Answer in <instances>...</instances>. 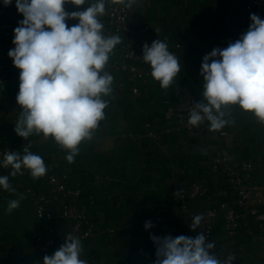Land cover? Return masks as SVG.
<instances>
[{"label":"crops","instance_id":"1","mask_svg":"<svg viewBox=\"0 0 264 264\" xmlns=\"http://www.w3.org/2000/svg\"><path fill=\"white\" fill-rule=\"evenodd\" d=\"M246 0H136L129 10L137 45L141 52V69H150L143 59L142 46L150 39L168 44L169 51L181 63V71L173 85L165 90L149 74L140 91L134 93L127 74L113 65L122 53L116 46L106 71L113 76V93L105 119L100 122L92 140L83 142L74 162L68 166V184L80 187L79 201L89 211L91 233L81 240V258L88 264H154L156 246L150 236L180 235L194 237L202 232V224L190 229L198 212L218 205L226 186L212 162L221 148L228 151L233 163L253 165L251 182L254 190L250 200L264 209V125L238 106L229 111L233 123L220 131L209 130V123L198 128L182 126L171 113L182 109L194 96L203 101V78L200 75L203 57L213 48H226L244 34L250 24L230 17ZM95 0L77 7L65 4L66 12L82 11ZM0 16L13 21L15 28L23 19L15 3L0 8ZM69 27L78 23L70 19ZM106 35V34H105ZM15 45L0 46V64L4 83L0 84V147L23 155V148L40 155L48 167L52 161H62L66 151L52 138L33 134L27 140L15 132L20 106L19 74L9 50ZM179 126H181L179 128ZM23 175L6 176L15 192L6 191L0 198V264H43L64 244V233L49 251L38 247L37 237L48 236L46 226L34 215L35 199L25 192L29 184L37 183L28 170ZM194 182L208 188L203 196L183 199ZM26 198L20 207L7 211L9 201ZM153 227L145 229L146 222ZM215 243L210 254L223 260L235 256L233 264H264V225L253 232L226 233L221 215L214 217Z\"/></svg>","mask_w":264,"mask_h":264},{"label":"clouds","instance_id":"2","mask_svg":"<svg viewBox=\"0 0 264 264\" xmlns=\"http://www.w3.org/2000/svg\"><path fill=\"white\" fill-rule=\"evenodd\" d=\"M132 8L136 0H95L82 11H65V4L81 7L86 0H15V7L23 19L14 29L13 44L8 52L14 66L20 70L19 91L16 96L21 111L15 123L16 134L27 140L33 134L42 135L68 154L73 163L80 145L90 141L105 119L113 93V76L106 71L110 56L122 43L120 35L106 36L100 17L106 3ZM5 7L12 0H3ZM78 23L69 27L67 20ZM248 30L226 48L215 47L201 63L203 101L195 103L188 124L199 127L205 121L209 130L219 131L230 119V109L238 106L264 125V19L250 14ZM142 59L150 65L151 77L162 89H169L181 71L180 60L169 51L165 41L157 39L151 46H142ZM23 148L4 154L0 166L12 169L11 176L23 175L39 179L46 175L43 158ZM0 187L15 192L8 176H0ZM9 201L7 211L20 207L26 197ZM203 217H193L190 229L196 231ZM145 229L153 227L146 222ZM156 246L154 264H233L235 256L219 259L210 254L215 243L204 233L194 237L180 235L150 236ZM81 240L71 234L53 255H45L43 264H88L81 258Z\"/></svg>","mask_w":264,"mask_h":264},{"label":"built area","instance_id":"3","mask_svg":"<svg viewBox=\"0 0 264 264\" xmlns=\"http://www.w3.org/2000/svg\"><path fill=\"white\" fill-rule=\"evenodd\" d=\"M15 3V0H12ZM3 0H0V8L3 7ZM250 14H256L264 19V0H246L237 9L229 12L233 21L242 24H250ZM104 25L103 32L106 36L120 35L122 37V53L113 60V65L127 74L131 83L132 91L138 93L150 74V69H141L139 61L141 52L137 45L133 27L129 20V10L122 4L106 3V11L100 17ZM14 23L7 17L0 16V46L4 43H12L14 39ZM155 41L148 40L149 44ZM115 49L113 50L114 54ZM109 72V71H108ZM4 83L0 64V84ZM195 103L196 97H190L185 106L173 113L181 120L182 126L196 128L188 124L190 111ZM207 121L201 124L198 132L207 125ZM181 126H179L180 128ZM226 130H221L220 134L225 135ZM8 151L7 146L0 147V164H2L4 154ZM62 161H52L47 167V173L39 178L37 183L29 184L25 187V192L35 199L34 215L45 224L48 236L37 237L39 249L49 251L58 242V235L64 233L65 236L71 234L79 239L86 238L91 233V217L89 211L79 201L81 194L80 187H71L68 184V166L70 163L65 159ZM213 169L217 171L226 183L223 189L224 199L216 206L205 208L198 212L203 217L202 233L208 240L214 235V217L221 215L226 233L239 231L253 232L256 225H264V209L259 208L250 200L254 186L251 182V170L253 165L250 162L240 163L230 162L228 151L221 148L212 162ZM8 168L0 166V176H5ZM208 192L207 186L194 182L189 191L181 193L183 199H193L203 196ZM6 190L0 187V198L4 197Z\"/></svg>","mask_w":264,"mask_h":264}]
</instances>
